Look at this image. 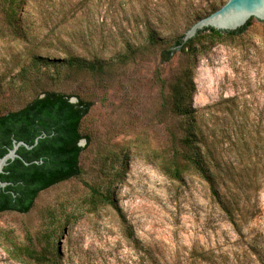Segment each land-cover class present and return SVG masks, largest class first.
Returning a JSON list of instances; mask_svg holds the SVG:
<instances>
[{
  "label": "rangeland",
  "instance_id": "rangeland-1",
  "mask_svg": "<svg viewBox=\"0 0 264 264\" xmlns=\"http://www.w3.org/2000/svg\"><path fill=\"white\" fill-rule=\"evenodd\" d=\"M227 1L21 0L24 36L0 6V114L45 90L93 102L82 173L30 211L0 214V264H264V21L205 45L193 69L200 148L238 202V226L199 174L175 180L160 167L179 122L162 113L158 70L171 78L187 64L181 50L163 54ZM95 185L112 204L92 208Z\"/></svg>",
  "mask_w": 264,
  "mask_h": 264
},
{
  "label": "trees",
  "instance_id": "trees-1",
  "mask_svg": "<svg viewBox=\"0 0 264 264\" xmlns=\"http://www.w3.org/2000/svg\"><path fill=\"white\" fill-rule=\"evenodd\" d=\"M20 1L0 0V6L4 9L8 24L20 36H24L26 32L19 26L22 20L19 12ZM200 18L202 17L197 20ZM250 21L251 19L245 26L234 31L205 28L181 45L183 34L177 39L175 48L163 54L162 62L171 61L176 50H181L186 56L187 64L171 78L164 77L163 71L158 70V79L163 91L162 113L179 122L170 150L163 151L160 155V167L175 180H182L186 173L199 174L207 181L213 198L236 227L239 221L235 212L238 202L232 196L222 194L221 183L217 180V166L208 164L212 160L207 158L200 148L203 143L202 130L195 120L196 110L193 107L196 91L193 69L201 48L241 34ZM124 59L127 60V56H124ZM69 62L71 65L86 68H95L97 65L96 61L90 62L80 57H72ZM77 97V101L73 102L72 96L65 92L45 90L24 107L0 114V157L13 147L14 139L34 144L38 136L46 134L32 149L20 147L19 154L29 164L21 158H15L10 160L4 167V172L0 173V179L9 182L5 188L0 186V214L5 211L28 212L41 191L82 173L80 157L85 147L81 142H90V136L83 131V124L93 102ZM213 160L216 161L215 157ZM104 202L112 204L109 189L102 190L100 186H91L89 204L92 208L96 209ZM128 235L133 236L129 229ZM28 254L32 256L29 251ZM42 258L44 253L38 260H43Z\"/></svg>",
  "mask_w": 264,
  "mask_h": 264
},
{
  "label": "water",
  "instance_id": "water-1",
  "mask_svg": "<svg viewBox=\"0 0 264 264\" xmlns=\"http://www.w3.org/2000/svg\"><path fill=\"white\" fill-rule=\"evenodd\" d=\"M250 19V24L246 29H248L257 19L264 21V0H228L219 9L194 22L185 32L181 45L193 39L201 30H204L205 28L234 31L245 26ZM72 101L76 102L77 99H72ZM45 136V133L38 136L34 144L14 139L13 147L9 148L8 152L4 156L0 157V173L4 172V167L8 165L10 160H14L15 158L23 159V157L18 153L21 146L32 149L39 143L40 139ZM82 143L83 141L81 142V145ZM24 162L29 164L26 160H24ZM8 184L9 182H5L0 179L1 187L5 188Z\"/></svg>",
  "mask_w": 264,
  "mask_h": 264
},
{
  "label": "flooded vegetation",
  "instance_id": "flooded-vegetation-1",
  "mask_svg": "<svg viewBox=\"0 0 264 264\" xmlns=\"http://www.w3.org/2000/svg\"><path fill=\"white\" fill-rule=\"evenodd\" d=\"M19 151V150H18ZM19 153V152H18Z\"/></svg>",
  "mask_w": 264,
  "mask_h": 264
}]
</instances>
